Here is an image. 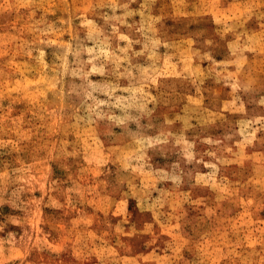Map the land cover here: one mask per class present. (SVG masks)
<instances>
[{"label": "rangeland", "instance_id": "374dc122", "mask_svg": "<svg viewBox=\"0 0 264 264\" xmlns=\"http://www.w3.org/2000/svg\"><path fill=\"white\" fill-rule=\"evenodd\" d=\"M0 264H264V0H0Z\"/></svg>", "mask_w": 264, "mask_h": 264}]
</instances>
